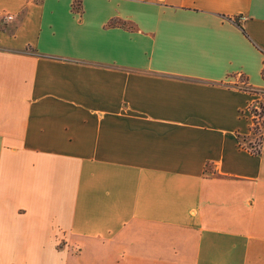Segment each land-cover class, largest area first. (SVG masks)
<instances>
[{"label": "crops", "instance_id": "obj_1", "mask_svg": "<svg viewBox=\"0 0 264 264\" xmlns=\"http://www.w3.org/2000/svg\"><path fill=\"white\" fill-rule=\"evenodd\" d=\"M0 264H264V0H0Z\"/></svg>", "mask_w": 264, "mask_h": 264}, {"label": "built area", "instance_id": "obj_2", "mask_svg": "<svg viewBox=\"0 0 264 264\" xmlns=\"http://www.w3.org/2000/svg\"><path fill=\"white\" fill-rule=\"evenodd\" d=\"M7 19H11V17H7ZM249 114L251 116V126L252 129L256 130L258 129V127L260 126V122H261V106H257L255 108H248ZM259 149V146L252 147L250 148L251 152H257V150Z\"/></svg>", "mask_w": 264, "mask_h": 264}, {"label": "rangeland", "instance_id": "obj_3", "mask_svg": "<svg viewBox=\"0 0 264 264\" xmlns=\"http://www.w3.org/2000/svg\"><path fill=\"white\" fill-rule=\"evenodd\" d=\"M258 142V140L256 141V143Z\"/></svg>", "mask_w": 264, "mask_h": 264}]
</instances>
